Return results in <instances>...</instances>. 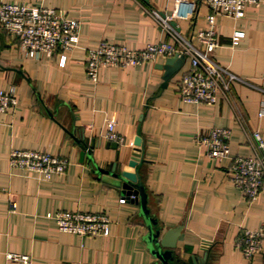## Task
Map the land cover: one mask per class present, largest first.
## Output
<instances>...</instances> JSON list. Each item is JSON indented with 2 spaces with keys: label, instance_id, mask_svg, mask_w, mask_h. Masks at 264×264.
<instances>
[{
  "label": "crops",
  "instance_id": "obj_1",
  "mask_svg": "<svg viewBox=\"0 0 264 264\" xmlns=\"http://www.w3.org/2000/svg\"><path fill=\"white\" fill-rule=\"evenodd\" d=\"M3 1L55 7L76 16L81 38L63 66L57 53L25 54L16 36L0 25V88L15 86L19 101L0 112V264H162L150 248L141 202L127 199L116 180L99 170L111 171L115 163L135 170L129 164L135 149L130 143L139 135L144 158L139 172L155 228L165 232L183 225L175 256L182 262L207 253L208 264H264V246L250 260L236 243L242 229L258 228L264 221V189L256 198L243 194L230 178V158L214 161L197 139L214 126H231L232 154L255 153L251 131L264 134V0L249 5L244 17L217 16L221 44L215 58L245 79L236 80L233 89L246 126L223 97L216 103L182 98L176 84L189 59L167 86L161 68L167 57L104 67L97 83L86 72L88 48L103 39L133 49L169 39L150 12L153 8L170 15L183 34L194 35L209 25L207 2L192 1L179 15L178 0ZM238 29L245 35L234 44ZM111 117L126 137L117 146L106 135ZM76 136L97 138L96 164L88 155L82 159ZM12 148L56 152L70 164L64 175L40 178L11 165ZM64 209L107 211L111 233L60 230L46 213ZM8 252L30 254L32 260L10 259Z\"/></svg>",
  "mask_w": 264,
  "mask_h": 264
},
{
  "label": "built area",
  "instance_id": "obj_2",
  "mask_svg": "<svg viewBox=\"0 0 264 264\" xmlns=\"http://www.w3.org/2000/svg\"><path fill=\"white\" fill-rule=\"evenodd\" d=\"M205 1L211 12L209 25L192 36L183 34L172 23V17L153 8L150 12L161 24L170 38L149 42L144 48L133 49L126 44H118L103 39L96 47L87 50L86 72L89 78L98 82L101 69L107 66H127L144 64L159 57L185 54L190 66L177 81L176 90L189 102L216 103L220 97L226 99L234 108L238 119L244 125L243 114L236 102L233 83L245 81L215 58L220 46L217 28L218 14H228L236 18L244 17L249 5H258L261 0H178L176 11L185 15L192 3ZM0 25L16 36L21 50L30 56H38L46 51L58 54L60 65L65 66L69 53L80 44L81 20L55 7L33 5L18 1H3L0 4ZM245 35L243 30H235L233 43L238 44ZM15 86L0 88V112H7L18 106ZM117 118L107 121L106 135L110 140L125 143L126 137L117 129ZM233 127L214 126L197 136L198 142L205 147L207 154L215 161L223 157L230 158V178L243 194L256 198L264 189V134L260 129L251 131L254 144L253 155L232 154L231 139ZM131 145L136 146L135 142ZM11 165L16 169L34 172L40 178L51 179L55 175H64L70 164L66 156L42 149L12 148ZM122 198L121 201H125ZM16 206V202H13ZM46 216L57 222L59 229L65 232L88 236H108L111 233L112 218L105 210H58L48 211ZM237 246L242 254L252 259L264 246V221L258 228H244L237 238ZM8 258L30 262L31 255L8 252Z\"/></svg>",
  "mask_w": 264,
  "mask_h": 264
},
{
  "label": "water",
  "instance_id": "obj_3",
  "mask_svg": "<svg viewBox=\"0 0 264 264\" xmlns=\"http://www.w3.org/2000/svg\"><path fill=\"white\" fill-rule=\"evenodd\" d=\"M175 22H173L174 24ZM187 59L186 55L175 54L173 56L167 57L166 61L161 64V68L165 69L164 72V86H167L170 79L175 75V73L182 67L185 60ZM77 141L81 144L82 147V159L87 155L92 158V153L94 147H96L97 138L89 137H77ZM83 140L85 142H83ZM135 149L129 160V164L135 168V170H122L121 166L118 168L116 163L112 167L111 171L109 169L100 168V172H104L106 175L112 176L117 184L122 188L123 195H126L127 199L133 202H141L146 221L149 226V245L154 254L162 260V264L170 262L171 264H180L181 259L177 258L174 254V249L178 245L179 237L182 234L183 225H178L167 229L165 232H162L161 229L155 228L156 220L152 215L149 214L147 208V198L148 195L144 189V184L142 177L139 172V166L142 164L144 158L142 156L143 149V138L141 135L136 137L135 140ZM118 142L114 141L113 146H117ZM94 164L96 160L92 158ZM125 197V198H126ZM207 253L203 259L198 258L195 254L188 261L183 260L181 264H208Z\"/></svg>",
  "mask_w": 264,
  "mask_h": 264
},
{
  "label": "trees",
  "instance_id": "obj_4",
  "mask_svg": "<svg viewBox=\"0 0 264 264\" xmlns=\"http://www.w3.org/2000/svg\"><path fill=\"white\" fill-rule=\"evenodd\" d=\"M150 214V213H149ZM157 222V221H156ZM155 226H156V224H155Z\"/></svg>",
  "mask_w": 264,
  "mask_h": 264
}]
</instances>
